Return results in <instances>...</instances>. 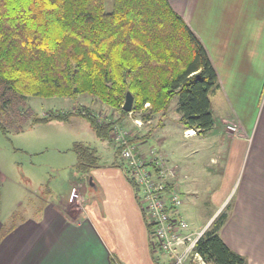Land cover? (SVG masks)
I'll use <instances>...</instances> for the list:
<instances>
[{
    "label": "crops",
    "instance_id": "1",
    "mask_svg": "<svg viewBox=\"0 0 264 264\" xmlns=\"http://www.w3.org/2000/svg\"><path fill=\"white\" fill-rule=\"evenodd\" d=\"M169 2L207 50L220 85L211 103L220 96L227 112L219 129L209 131L214 138L208 141H195L205 134L196 130L187 136L178 116L174 130L170 122L175 119L165 118L155 130L163 134L152 132L139 143L145 151L144 142L158 140L177 168L172 184L182 193L181 212L191 230L206 228L226 213L223 240L248 264H264V0ZM231 124L238 133L227 129ZM179 131L182 154L169 145ZM209 142L211 149H201ZM105 155L104 165L91 167L92 184L103 190L102 199L83 200L76 209L68 199L39 196L38 211L13 218L6 229L0 221V264H170L167 254L162 251L160 257L155 251L153 227L132 180L117 164V151L106 149ZM203 170L210 182L194 181ZM203 190L210 191L209 203L200 207L193 195Z\"/></svg>",
    "mask_w": 264,
    "mask_h": 264
},
{
    "label": "trees",
    "instance_id": "2",
    "mask_svg": "<svg viewBox=\"0 0 264 264\" xmlns=\"http://www.w3.org/2000/svg\"><path fill=\"white\" fill-rule=\"evenodd\" d=\"M219 87L203 43L169 0H0L4 133L16 125L14 117L31 116L30 108L22 106L27 97L87 94L119 112L117 119L99 121L93 111L80 110L96 135L110 143L116 123L124 126L130 114L143 122L155 117L163 122L177 96L178 121L203 134L214 127L211 94ZM128 91L134 97L131 111L123 109ZM136 130L129 143L154 131ZM226 220V213L213 220L197 250L210 264H248L223 240Z\"/></svg>",
    "mask_w": 264,
    "mask_h": 264
},
{
    "label": "rangeland",
    "instance_id": "3",
    "mask_svg": "<svg viewBox=\"0 0 264 264\" xmlns=\"http://www.w3.org/2000/svg\"><path fill=\"white\" fill-rule=\"evenodd\" d=\"M24 100L22 106L30 108L31 116L14 117L16 124L14 127L10 126L6 133L0 130V221L3 229L10 227L13 218L38 211L37 208L41 205L40 197L54 201L68 199L72 187L77 188L81 197L78 200L79 204L78 202L76 205L68 203L71 208L78 209L77 205L80 206L83 200L91 202L94 196L102 199L103 190L100 188L97 190L92 184L93 175L91 167L88 165L95 166L97 163L104 165L108 159V156L105 155L106 149L117 151L114 139L117 129L123 128L128 131L129 135L135 134V132L130 133L135 128L136 132L141 134L143 131L147 133L151 128H153L154 134L158 130L159 117L138 126L135 120L141 118L130 114L126 118L124 126L116 123L112 140L114 144L111 143V147L110 144H107L108 140L101 139L96 135L89 118L80 115V110L87 108L95 113L99 121L117 119L119 112L107 104L101 103L87 94L78 97L31 96ZM212 100V109L215 115L213 128L219 129L227 109L220 96L212 97ZM177 102L178 96L173 99L167 117V119H175L174 123L170 122L173 130L178 126L176 121L179 116ZM23 110L24 108H21V111ZM49 114H51V118L48 117ZM33 119H35V123L32 122ZM16 126L18 127L15 128ZM187 130H184L187 136L193 135ZM156 133L157 135L163 134L162 132ZM183 138L184 135L179 131L169 143L180 152L178 154L184 152V148H181ZM202 138L208 141L214 136L207 131L204 136L200 135L193 139L199 142ZM195 141L192 142L193 147H197ZM144 143L142 144L144 149L155 145L162 149V144L160 145L158 140L156 141L152 137L146 146ZM207 144L203 145L204 148L200 147V143L198 146L204 150L211 149L210 142ZM77 148H80L79 151L83 155L81 159ZM90 149L94 151L95 155L89 152ZM115 159L120 162L119 157ZM202 168L203 166H201ZM204 172V170L198 172L197 177H193L194 181L210 182V177H203ZM209 192L203 190L199 196L193 195V202L200 203V207L208 204ZM20 202L23 204L20 205ZM155 251L160 257H164L160 248L156 247Z\"/></svg>",
    "mask_w": 264,
    "mask_h": 264
},
{
    "label": "built area",
    "instance_id": "4",
    "mask_svg": "<svg viewBox=\"0 0 264 264\" xmlns=\"http://www.w3.org/2000/svg\"><path fill=\"white\" fill-rule=\"evenodd\" d=\"M135 123L140 126L143 120L136 119ZM227 129L235 134L239 131L234 124L228 125ZM128 138L127 130L117 129L115 145L121 147L120 162L136 184L137 196L153 227L155 247L169 256L170 264H210L197 250V242L206 228L191 230L181 212L182 194L172 184L177 168L169 163L158 145L143 151L139 142L129 143ZM80 197L77 188L72 187L68 203L79 204Z\"/></svg>",
    "mask_w": 264,
    "mask_h": 264
},
{
    "label": "water",
    "instance_id": "5",
    "mask_svg": "<svg viewBox=\"0 0 264 264\" xmlns=\"http://www.w3.org/2000/svg\"><path fill=\"white\" fill-rule=\"evenodd\" d=\"M133 103H134L133 94L130 91H128L126 94L125 101L123 103V109L126 111H131L133 108ZM91 181H92V178H91Z\"/></svg>",
    "mask_w": 264,
    "mask_h": 264
},
{
    "label": "bare ground",
    "instance_id": "6",
    "mask_svg": "<svg viewBox=\"0 0 264 264\" xmlns=\"http://www.w3.org/2000/svg\"><path fill=\"white\" fill-rule=\"evenodd\" d=\"M188 132H189L190 134H194V133H195L194 130H189Z\"/></svg>",
    "mask_w": 264,
    "mask_h": 264
}]
</instances>
